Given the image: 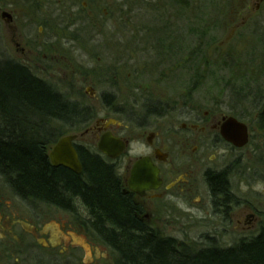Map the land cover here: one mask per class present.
I'll return each mask as SVG.
<instances>
[{
	"label": "rangeland",
	"instance_id": "obj_1",
	"mask_svg": "<svg viewBox=\"0 0 264 264\" xmlns=\"http://www.w3.org/2000/svg\"><path fill=\"white\" fill-rule=\"evenodd\" d=\"M94 1L100 5L92 7ZM84 2L89 4L88 10L83 7ZM185 2L181 6L171 0H0V56L21 62L71 100L90 104L96 118H104L109 111L101 98L93 100L84 93L89 74L86 68L101 71L104 62L105 71V67L120 64L125 84L147 85L148 78L138 81L134 72L136 66L147 64L158 45H170L172 54L188 58L202 54L204 86L192 96L194 102L202 103L205 111L216 105L228 110L230 103L239 106L241 102L245 105L239 111L244 114L247 110L245 121L251 125L252 139L246 149L229 151L217 164L209 163V166H230L232 189L240 203L226 221L207 215V197L195 196L183 211L177 206L180 213H173L177 218L161 223L159 228L182 243L200 247L213 240L221 247H230L241 238L259 234L264 226V129L258 122L264 112V1L260 5V0ZM4 12L11 14V21L2 17ZM147 65L149 72L153 65ZM128 73L132 74L130 78ZM108 81L111 86V80L104 78V85L95 87L98 94L106 92ZM74 83L76 87L72 89ZM178 88L179 85H173L167 95L173 102L182 98ZM116 97L117 105L124 108L118 118L138 120L145 98L155 96L131 91ZM254 101L258 103L256 112ZM135 104L137 108L132 109ZM133 129L138 137L141 131L135 126ZM83 131L64 129L65 135ZM84 140L89 141L90 137ZM173 140L176 145L180 141ZM192 148L188 147L186 157L191 155ZM174 149L176 155L178 149ZM14 204L25 212L21 201L15 200ZM26 205L35 212L41 208V217L50 231L42 240V236L35 239L29 236L28 263L39 264L36 252L40 248L36 241L47 243L55 235L61 244L56 251L61 252L73 239L69 228L72 224L69 215L55 207ZM250 214L254 217L250 218ZM27 218L31 220V215ZM87 236L88 240L74 236L84 249L75 255L61 256V264H116V255L110 248L90 234ZM50 252H44L45 264L54 256Z\"/></svg>",
	"mask_w": 264,
	"mask_h": 264
},
{
	"label": "flooded vegetation",
	"instance_id": "obj_2",
	"mask_svg": "<svg viewBox=\"0 0 264 264\" xmlns=\"http://www.w3.org/2000/svg\"><path fill=\"white\" fill-rule=\"evenodd\" d=\"M262 2L260 0L259 5ZM93 3L100 5L99 1ZM83 7L88 10L89 4L84 2ZM7 15L9 14L4 12L2 17H7L11 21V14L9 17ZM154 52L155 54L151 55L147 62V64L153 65L152 70L147 72L148 65L144 63L139 67L136 66L134 72L135 79L138 81L147 77V85L125 84L126 78L120 64L109 66L110 69L105 67V71L104 62L101 71L100 69L86 68L89 74L87 75V87L84 93L90 99L98 100L101 98V101L104 96L113 95L116 99V106L106 108L109 111L108 116L91 119L74 147H82L86 150L85 153L99 155L104 164L113 169L119 180L120 193L134 205V214L140 218L141 222L147 223L152 230L159 231L162 236L173 238L167 236V233L165 232V234L159 228L160 224L171 222L177 216L173 213H180L176 207L179 206L183 211V207H188L187 205L195 196L207 197L209 202L207 215L222 217L229 221L236 205L230 201V197L226 198L227 196L236 197L231 185L232 172L230 166H209V163L217 164L216 161L223 160L229 151L237 152L246 149L251 142L252 131L251 125L245 121L246 110H244V114L240 111L238 113L232 111L231 108L238 106L234 102L229 104L228 110L216 105V108L211 111H205L202 103L194 102L192 96L202 91L204 86V77L201 74L203 68L202 54H198L196 58H188L183 54L174 55L170 45H158ZM125 68L132 71L130 68ZM134 69L135 67H133ZM104 72H107L105 77ZM127 76L130 78L132 74L128 73ZM104 78L111 80V86L110 81H108L106 92L102 91L98 94L95 87L98 84L104 85ZM75 85L76 83L71 84L70 87L74 89ZM173 85H179L177 92L182 96L180 100L175 102L170 96H167L170 94ZM131 91L152 94L155 97L152 99L145 98L144 102L146 103L141 107L138 120L120 119L118 116L124 108L117 105L116 94ZM137 106L138 104H135L132 109L137 108ZM134 113L133 110L131 114L134 116ZM231 118L248 129L249 141L242 148L226 141L222 135L225 123ZM134 126L138 129L137 131H141L138 137L134 134ZM86 137H90V140H84ZM103 137H111L115 141L123 142L125 145L124 152L114 159L100 152L98 145ZM174 138H179L181 142L178 141L177 145L173 144ZM78 141L83 143H78ZM189 146H193V148L191 155L186 157ZM175 147L178 149L176 155L174 154ZM90 148L93 150L88 151ZM78 157L83 168V161L79 154ZM142 161L149 164L151 168L143 167L134 174L135 166ZM220 176H223L226 179V184L229 185L230 192L227 196L220 193L215 195L212 192V180ZM134 181H137L136 185L133 184ZM137 189L139 191H136ZM15 200L23 203L21 205L25 212L14 204ZM226 203L230 204L226 205ZM26 204L23 200L15 197L10 189L0 182V264H29L28 251L31 247L29 236L33 239L36 236H42L40 238L42 240L44 236L50 234L48 224H44L43 217H41L43 213L41 208L38 212L33 211L34 209L31 211ZM76 207V214L58 210L69 215L72 224L69 228L77 239L81 236L88 237L87 234L89 233L83 223L91 219L90 213L81 199H76ZM177 210L179 212H175ZM28 214L31 215V220L27 218ZM249 217L252 218L254 215L250 214ZM33 223L40 228L33 226ZM42 224L43 227H41ZM247 225L248 220L246 221ZM69 236H72L70 232ZM74 236L69 246L64 247L61 252L56 251L61 244L57 242L55 235H52V240L49 239L47 243L40 240L36 241L40 248L36 252L39 264H45L44 252L52 251L50 253L54 254L52 257L49 256L48 264H61V256L75 255L76 251L84 249ZM95 240L98 241L97 238Z\"/></svg>",
	"mask_w": 264,
	"mask_h": 264
},
{
	"label": "trees",
	"instance_id": "obj_3",
	"mask_svg": "<svg viewBox=\"0 0 264 264\" xmlns=\"http://www.w3.org/2000/svg\"><path fill=\"white\" fill-rule=\"evenodd\" d=\"M171 1L181 6L186 3ZM114 101L108 95L102 103L112 108ZM239 104L231 108L233 112L245 105ZM252 105L256 112L257 101ZM95 116L90 104L71 100L26 65L0 56V182L33 208L44 205L76 214V199H81L91 217L83 223L85 229L113 251L116 264H264V226L259 234L241 238L230 247L213 240L200 247L182 243L141 222L134 205L120 193L113 169L99 155L78 147L83 161L80 175L54 167L50 148L65 136L64 129H85ZM258 122L264 129L263 111ZM212 183L215 195L229 194L223 176Z\"/></svg>",
	"mask_w": 264,
	"mask_h": 264
},
{
	"label": "water",
	"instance_id": "obj_4",
	"mask_svg": "<svg viewBox=\"0 0 264 264\" xmlns=\"http://www.w3.org/2000/svg\"><path fill=\"white\" fill-rule=\"evenodd\" d=\"M7 16L9 17V15ZM222 135L226 141L232 143L238 148L246 146L249 141L248 129L232 118L225 123ZM78 139V135L66 136L53 147L50 153V159L53 166L64 167L78 175L82 173L83 168L79 161L78 152L73 145ZM98 149L103 154L114 159L124 152L125 145L123 142L115 141L111 137H103L98 145ZM143 167L147 169L151 168L149 164L142 161L135 166L133 173H138L139 169ZM133 184L136 185L137 181H134ZM136 191L139 190L137 189Z\"/></svg>",
	"mask_w": 264,
	"mask_h": 264
}]
</instances>
